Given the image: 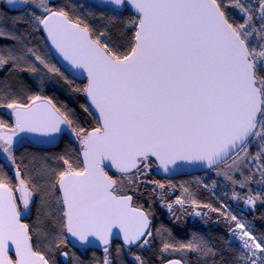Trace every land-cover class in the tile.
<instances>
[{"label": "snow or ice", "instance_id": "snow-or-ice-1", "mask_svg": "<svg viewBox=\"0 0 264 264\" xmlns=\"http://www.w3.org/2000/svg\"><path fill=\"white\" fill-rule=\"evenodd\" d=\"M5 4L30 6L31 29L43 30L64 60L86 71L88 84L76 91L88 97L99 122L86 130L66 106L61 110L50 97L38 94L22 100L7 80L0 81V107L11 109L15 116V125L0 133V154L15 166L18 182L13 184L0 173V264H55L34 248L29 225L21 220L34 194L40 196V222L50 221L55 229H37L50 246L66 244L65 233L82 244L92 243L88 239L92 236L105 246L103 264H113L109 248L113 228L123 233L128 246H148L153 236L150 213L134 206L128 194L145 183L165 187L143 179L153 162L168 172L177 160L199 161L241 188L257 173L264 183V0L255 4L248 0H99L100 5L117 8L130 4L137 13L130 25L133 35L123 51L107 31L95 32L81 17L48 0H5ZM116 15L113 12L109 19ZM3 19L0 14V40L12 43L0 45V70L10 66L17 74L40 75L41 85L48 74L63 76L46 54L30 45L31 31L14 34ZM37 62L46 70L42 75ZM19 88H24L23 83ZM5 127L0 122V129ZM65 130L80 142L83 168H74L69 158L61 156L66 167L56 171L41 158L36 169L39 180L34 182L28 173L22 176L14 149L18 133H36L53 141ZM253 142L254 152L250 151ZM112 167L120 173L118 178L105 170ZM236 173L244 177L242 181L233 179ZM233 196L253 208L257 201L264 204L261 194L243 198L234 192ZM175 202L184 200L178 197ZM191 203L199 206L195 200ZM164 206L172 210L171 204ZM230 218L236 221L232 235L246 250L238 253L235 264H264V235L255 236L237 216ZM9 245L14 246L15 259L8 255L13 250ZM169 248L176 246L164 243L162 250ZM179 249L195 252L206 262L211 257V264H217V250L196 234ZM115 255L119 257V248ZM134 259L144 264L140 256Z\"/></svg>", "mask_w": 264, "mask_h": 264}, {"label": "trees", "instance_id": "trees-1", "mask_svg": "<svg viewBox=\"0 0 264 264\" xmlns=\"http://www.w3.org/2000/svg\"><path fill=\"white\" fill-rule=\"evenodd\" d=\"M248 2L255 4L256 0H248ZM49 3L56 8H65L73 16L81 17L97 33L107 31L108 36L113 41L123 45L122 51L127 49L128 42H130L134 32V27L130 26L131 21L137 17L129 9L115 11L93 0L85 2L57 0ZM80 5H83V7H80ZM29 9L30 6L23 4L6 6L5 0H0V14L4 17V26L14 34L31 31L30 45L35 46L42 55L46 54L47 59L60 69L63 76L48 74V78L41 85L40 75L33 76L26 72L17 74L10 71L9 66L0 70V81L7 80L11 84L15 95L25 101L28 94L50 97L57 107H61V110L64 106L70 109L80 127L89 131L92 130L98 125V121L86 101V95L81 91H76V89L85 88L86 81L73 78L61 67L54 57L43 31L36 32L31 29ZM113 12L118 15L110 20L109 18L113 16ZM14 20L19 22H14ZM11 43L10 40H0V45ZM37 66L41 69V75L46 72L38 62ZM20 83H23V89L19 88ZM11 98L12 95L10 94L9 100ZM81 105L88 107L89 111L85 112ZM7 110V107H0V122L7 126L3 129L15 125L11 111L8 112ZM255 150L256 147L250 149L252 152ZM15 156L16 165L19 166L22 176L24 173H28L35 178L34 182L39 180V177L36 176V169L41 158L47 161L51 169L56 171L63 170L66 167L59 159L61 156L69 158L74 168H82L79 143L77 144L68 133H64L58 144L52 147H37L29 142H24L15 148ZM13 168L15 166L11 161L5 156L0 157V173L11 179L13 184H17L11 173ZM154 170L149 171L143 179L145 181H159L160 184L165 186L163 189L156 184L145 183L139 186V191L128 192L129 195L133 196V205L142 206V210L146 214L150 213V228L153 232L150 243L148 246L140 247L137 245L134 248H128L121 242H113L109 247L113 264H137L134 259L137 255L143 259L144 264H165L173 259H177L183 264H211V257L206 262L204 258H198L195 252L179 249V245L187 243L193 234L202 237L217 250L218 255L215 257L217 264H235V257L239 252L245 250L241 248L239 243L231 240L232 229L236 226V221L230 218L231 215L237 216L241 222L245 223V230L250 227L255 236L264 235V204H261L260 201L256 202L253 209L239 211L232 204L230 192L225 191L222 186H218V188L214 186L215 181L213 178L203 177L205 173L189 176L180 175L167 179L157 176ZM110 176L114 178L116 176L117 178L120 175L111 173ZM250 187L253 195H264V183H260L259 173L256 174ZM58 191L57 189V193ZM14 194L16 195L15 190ZM162 196L163 199H161ZM178 197L184 200L183 204L175 202ZM32 199L31 213L29 218L26 219V223L29 225L32 242L36 250L43 253L46 258L54 260L55 264H103L104 250H73L67 233H65L67 236L66 244H60L59 247L50 246L49 241L44 238L43 232L37 229L47 231H55V229L51 228L50 221L40 222L43 217L40 216L39 194H34ZM192 200L197 201L199 206L192 204ZM165 202L172 205V213L164 206ZM204 205L210 207H204ZM211 208L219 209V211L213 212ZM196 209L200 210L202 214L199 220L194 218L193 213ZM50 239L51 237H49ZM164 243L175 245L176 249L169 248L167 251H163ZM117 248L120 250L118 258L115 255ZM61 252L68 253L66 263L63 262Z\"/></svg>", "mask_w": 264, "mask_h": 264}, {"label": "water", "instance_id": "water-1", "mask_svg": "<svg viewBox=\"0 0 264 264\" xmlns=\"http://www.w3.org/2000/svg\"><path fill=\"white\" fill-rule=\"evenodd\" d=\"M49 2H55L57 0H48ZM96 3H99V0H94ZM110 8H112L115 11H123L126 8L129 9L135 16H137V13L135 12L134 8L128 4L126 6H121V7H115L113 5H107ZM43 31V30H42ZM45 39L50 47V49L52 50V53L54 55V57L57 59V61L60 63L61 67L73 78L77 79V80H81V81H86V86L88 84V77H87V73L86 71L83 70H79V69H75L68 61L64 60L62 58V56L58 53V51L55 49V47L52 45L51 41L48 39L47 34L43 31ZM86 101L90 107V109L92 110L95 118L97 119V121L99 122V114L98 112H96V110L90 105V101L88 99V97L86 96ZM11 115L14 119V123H15V116L13 114V111H11ZM0 133H6V131H2ZM64 133H68L74 140L75 137L70 134L67 130H65L63 133L59 134L56 136L55 140L53 141H49L43 137H40L38 134L36 133H28V132H19L18 135L15 137V143H14V147L18 146L22 140H27L30 144L37 146V147H52V146H56L60 140V137L62 134ZM80 157H81V161H82V165L83 164V156L81 154L80 151ZM105 164H108V161L104 162ZM156 163V168L154 170L155 174L159 177L162 178H167V179H171L173 177H177L180 175H196V174H200V173H206L212 169L206 167V165L203 162H199V161H186V160H177L176 163L174 165H169V171L165 172L162 168L158 167V162ZM15 168H13L11 170V173L14 177V179L16 180L15 177ZM106 171L108 172H114V173H118L117 170L112 167V168H105ZM120 174V173H118ZM17 182V180H16ZM18 183V182H17ZM19 196L21 195V193H19ZM145 212V211H144ZM146 213V212H145ZM26 215H23L21 217V220L23 223H25V219H26ZM150 220V219H149ZM150 227H151V223H150ZM113 237H118V238H122L123 239V233H121L119 231L118 228H113ZM69 242L72 246L76 247V248H100L102 246H104L101 241L95 237L89 236L88 239L90 241H92V243L90 244H82L80 243L76 238L72 237L70 234H67ZM111 238V239H112ZM128 248H132L134 246H136V244H133L131 246L126 245ZM10 249H13L11 251H9L8 255L12 256L13 259H15V253H14V246L9 245ZM173 260H177V259H173ZM170 260V261H173ZM63 262L66 263L67 262V257L63 256ZM169 262V261H168ZM168 262H166L165 264H168ZM181 264H183L181 262Z\"/></svg>", "mask_w": 264, "mask_h": 264}, {"label": "rangeland", "instance_id": "rangeland-1", "mask_svg": "<svg viewBox=\"0 0 264 264\" xmlns=\"http://www.w3.org/2000/svg\"><path fill=\"white\" fill-rule=\"evenodd\" d=\"M77 1H79V2H85V1H87V0H77ZM7 111L10 112V111H12V110H11V109H8ZM7 130H8V129H1L0 132H2V131H6V132H7ZM24 142H25V140H22L21 143H20L18 146H20V145H21L22 143H24ZM77 144H78V140H77ZM18 146H16V147H18ZM16 147H14V149H15ZM252 147H253V148L256 147V142H253V146H252ZM79 149H81V147H79ZM0 157L3 158L4 155H3V154H0ZM155 167H156V163L153 162V163H152V166H151V168H150L149 171L155 169ZM243 172H244L245 175H247V174H248V169H246V168L243 169ZM148 173H149V172H148ZM118 177H119V176H117V178H118ZM144 177H145V176H144ZM144 177H143V178H144ZM203 177H204V178H207V179H212V178H213V180L215 181L214 186H216L217 188H218V186H222V187L225 188V191H229V192H230V195H231V201H232V204L235 205V207H237L239 211H240V210H241V211H248V210H250V209H253V206H251V205H246V204L244 203V199H242V198H236V197L233 196V193L235 192V193L238 194L239 197L246 198V197L249 195V193H251V187H250L251 183H248L246 187L241 188L240 185H239V183H233L232 180H228V179H226L225 176H224L223 174H221V175H217V173H216V171H215L214 169L211 170V171H209V172H207V173H205ZM243 178H244V177H243L240 173H236V174L234 175V177H233V179H234V180H237V181H242ZM251 194H252V193H251ZM195 212H200V213H201V211H200V210H197V209L195 210ZM171 213H172V210H171ZM171 216H173V215H171ZM201 216H202V215H201ZM201 216H196V215H194V218L199 220V219H201ZM193 220H194V219H193ZM193 222H194V221H193ZM236 231H237V232H241L242 230L239 229V228H236ZM231 234H232V232H231ZM245 239H247V237H245ZM231 240H232V241H235V242H237V243H239V244H241V242L238 240V238L235 237V236H233V235H231ZM245 251H246V250H245ZM256 251H257L258 254H259V250H256Z\"/></svg>", "mask_w": 264, "mask_h": 264}, {"label": "flooded vegetation", "instance_id": "flooded-vegetation-1", "mask_svg": "<svg viewBox=\"0 0 264 264\" xmlns=\"http://www.w3.org/2000/svg\"><path fill=\"white\" fill-rule=\"evenodd\" d=\"M99 4V3H98ZM109 7V6H108ZM112 9V8H111ZM127 9V8H126ZM125 9V10H126ZM124 11V10H123ZM63 135V134H62ZM61 135V136H62ZM74 140V139H73ZM75 142H77V139H75L74 140ZM25 142H28V141H26L25 140ZM78 143H79V147H81V145H80V142L78 141ZM80 151H81V149H80ZM82 163V162H81ZM82 168H83V165H82ZM156 168V167H155ZM108 172V171H107ZM114 174V175H120V174H118V173H114V172H108V174L110 175V174ZM114 178V177H113ZM115 178H116V176H115ZM16 196H19V194H18V192H16ZM32 199V198H31ZM133 202V201H132ZM18 203H20V201H18ZM32 204H33V199H32V202L30 203V205H29V212L27 213V215H26V219H28L29 218V216H30V213H31V208H32ZM135 206V205H134ZM21 207H22V205H21ZM26 219H25V223H26ZM151 222V221H150ZM116 241H118V242H121L122 244H124V241H123V239L122 238H118V237H113L111 240H110V245H109V247L112 245V243L113 242H116ZM72 246V245H71ZM137 246V245H136ZM136 246H134V247H136ZM73 247V250H104V247L105 246H102V247H100V248H76V247H74V246H72ZM134 247H132V248H134Z\"/></svg>", "mask_w": 264, "mask_h": 264}, {"label": "bare ground", "instance_id": "bare-ground-1", "mask_svg": "<svg viewBox=\"0 0 264 264\" xmlns=\"http://www.w3.org/2000/svg\"><path fill=\"white\" fill-rule=\"evenodd\" d=\"M207 173V172H206Z\"/></svg>", "mask_w": 264, "mask_h": 264}]
</instances>
